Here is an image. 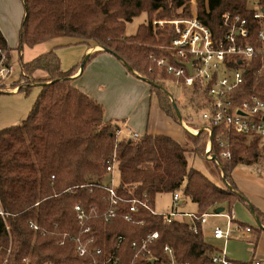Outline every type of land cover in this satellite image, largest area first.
Returning a JSON list of instances; mask_svg holds the SVG:
<instances>
[{
    "label": "trees",
    "instance_id": "16d2710c",
    "mask_svg": "<svg viewBox=\"0 0 264 264\" xmlns=\"http://www.w3.org/2000/svg\"><path fill=\"white\" fill-rule=\"evenodd\" d=\"M21 1L25 13L20 46L71 38L69 45L103 47L151 81L150 94L160 110L181 124L170 96L158 87L168 81L176 83L157 65L160 58L169 55L174 34L166 27L157 38L152 22L189 16L188 0ZM142 14L147 15V22L134 35L126 36L127 23ZM226 16L231 20L240 16L253 25L246 0H198V19L215 41L228 32ZM0 50L10 51L1 30ZM99 53L84 59L83 70ZM82 64L62 71L54 49L22 65L31 77L38 70L49 77L40 80L44 81L41 93L26 120L0 132V212L5 214H0V264H107L110 258L119 264H168L167 247L172 249L176 264H219L214 258L221 252L206 242L199 219L218 208L232 214L237 200L245 203L235 193L238 189L232 173L238 166L264 161V140L214 127L212 155L223 173V185L217 186L189 166L190 150L176 139L148 133L131 139L123 134L124 121L106 120L104 107L73 84ZM249 84L253 87L248 94L264 100V77H251ZM25 87L21 91L27 93L31 85ZM208 91V86L195 85L190 90L191 102H205ZM176 104L178 107L177 100ZM203 110L199 104L198 118L202 119ZM182 121L194 130L205 126L200 127L190 114ZM224 132L230 159L220 155L216 140ZM209 138L201 130L194 140L207 146ZM112 158L119 173L115 206L105 187ZM176 193L197 206L196 232L190 229L192 223L178 219L168 222L165 214L155 211L157 195ZM137 200L147 201L149 209L140 207L131 213L130 207ZM245 205L264 226V214ZM77 206L83 211L81 219ZM153 233H158L157 239H152ZM79 247L86 250L85 256H79Z\"/></svg>",
    "mask_w": 264,
    "mask_h": 264
},
{
    "label": "built area",
    "instance_id": "2783aa9c",
    "mask_svg": "<svg viewBox=\"0 0 264 264\" xmlns=\"http://www.w3.org/2000/svg\"><path fill=\"white\" fill-rule=\"evenodd\" d=\"M249 8L252 9V22L248 19L235 16L232 20L226 16L225 24L228 32L219 40L215 41L211 31L198 19V0H188L190 5V15L172 21H160L154 19L152 28L155 36L159 38L161 31L172 28L174 37L169 46V55L157 61L159 68L164 69L169 75L176 79L177 85L183 84L187 90H192L195 85L208 86V99L203 102L202 120L204 125L200 130H195V135L201 130H205L209 137H213V128H221L226 132H235L248 136H259L264 140V100L258 95L248 94L251 77H264V0H246ZM252 40V41H251ZM254 40V41H253ZM190 64V69H189ZM27 74L22 70H17L11 63L8 51L0 50V93L19 92L25 87ZM24 84L20 85V80ZM247 95L239 100L240 96ZM224 132L216 140L219 143L220 155L225 159L231 158L228 148L227 134ZM192 133V134H194ZM131 139L139 138L136 133H131ZM210 149V147H209ZM206 159L212 160V147L206 153ZM113 161V163H112ZM115 158L108 161V180L105 187L110 192L112 205H117L116 181H115ZM173 206L166 215V220H182L180 217H189L192 223L190 229L197 231L195 215L180 214L178 211L180 194L173 196ZM149 209L147 201H135L130 207V212H137L138 209ZM78 218L81 219L83 211L79 206ZM2 216L5 214L0 212ZM115 210L110 212L113 217ZM209 214H204L199 219V225L206 222ZM229 223L228 228L223 230L216 228L213 237L218 240H229L231 236V217L226 216ZM130 217H127L129 219ZM250 232V228H242ZM242 228V229H241ZM35 229L37 227L35 226ZM158 233L152 234V239H157ZM120 240L122 238H119ZM171 261L168 264H176L171 248H165ZM79 256L86 255V250L78 248ZM99 254L100 251L98 250ZM219 264H241L238 261L229 259L224 252L214 258ZM51 264V263H46ZM107 264H119L117 260L110 258ZM255 264H261L256 261Z\"/></svg>",
    "mask_w": 264,
    "mask_h": 264
},
{
    "label": "crops",
    "instance_id": "0c3cea01",
    "mask_svg": "<svg viewBox=\"0 0 264 264\" xmlns=\"http://www.w3.org/2000/svg\"><path fill=\"white\" fill-rule=\"evenodd\" d=\"M3 34V33H2ZM4 35V34H3ZM5 37V36H4ZM54 41V40H53ZM52 42V41H51ZM48 42V43H51ZM8 44V43H7ZM69 44V43H68ZM79 49L76 52V62L72 63L70 66H78L80 63L84 61L86 57L95 53L96 51H100V53L93 58V62L89 65L91 70H89L86 74V69L78 70V72L73 76L74 78V86H76L79 90L83 91L92 99L101 102L104 106V97L101 95L104 92L108 91V88L111 84H114L112 78L115 76L118 79L123 80L130 87L140 88L142 90V94L140 98L135 101L136 96L132 105L130 106V110L125 113L122 112L121 109L112 112L106 107L105 110V119L114 121L117 118H126L124 120V125L122 127L123 134L127 132V130H133L134 133L139 136L144 134H152V135H166L172 137L179 141L181 144L189 143L186 141L185 136L183 135V130L188 135V130L190 129L193 133L195 130L191 129L186 125L185 122L178 124L168 118L158 107L157 101L151 97L150 94V86L145 83L138 77L132 75L124 64L117 59L112 54L103 51L100 47L90 48L84 44L77 45ZM9 48V47H8ZM10 49V48H9ZM9 58L11 63V53L9 51ZM18 64H21L18 61ZM65 66V65H64ZM67 68V67H65ZM19 70V68H16ZM68 71V68L65 69ZM135 74V73H134ZM38 77V78H36ZM48 74L42 71L35 73L30 79L33 81V85L31 87L41 86L37 84L39 80H47ZM44 82V81H43ZM96 82L97 86L94 85ZM22 91L13 92L12 96H16V99H9L14 102H17V106L13 109H10L7 113L6 118L3 122L6 127L10 128L12 126H18L28 117L31 112L37 97L35 96L29 102L24 96L21 95ZM9 95V94H7ZM137 95V94H136ZM36 98V99H35ZM2 97H0V107L4 106L6 102H4ZM124 100L121 102L122 109L126 106L124 104ZM13 107V106H8ZM189 128V129H188ZM7 129V128H6ZM188 129V130H187ZM195 135V134H194ZM193 135V136H194ZM197 135V134H196ZM190 150L192 148H189ZM209 142L207 143L205 153L201 155L204 157L207 162V166L211 165L212 168L205 169L204 166H194V162L197 159V155L194 156L193 163L191 164L188 159L187 161L190 167H194L197 170L201 171L206 177H208L213 183L217 186H222L221 179L223 178V173L219 169V164L212 162L206 159V153L209 151ZM192 151V150H191ZM193 153V152H192ZM189 154V153H188ZM194 154V153H193ZM200 156V155H199ZM201 160V159H200ZM219 167V168H218ZM233 181L238 189V193L242 195L245 203L240 200H237L232 209V214L227 215L226 213H216L214 210L209 215H215L217 220L228 221L226 216L231 217V236L229 240H218L213 237V232L216 228H221L217 226V224H213L210 228L209 232L204 233L205 240L207 243L213 245L214 242H219L223 246V248H217L220 252H224L226 256L238 262H248L250 260L259 261L261 264H264V231H258V227L255 222V217L252 214L250 208H248L245 204H248L251 208L259 210L264 214V161L261 160L260 163L254 166H238L234 169L232 173ZM173 201V197H172ZM174 202V201H173ZM173 202L172 205L173 206ZM189 201H184L182 196H180L179 208L178 211L180 214H191L195 215L197 212V206L192 203L195 210L188 211L185 209L186 205ZM172 209V208H171ZM225 211V210H224ZM170 212V210H169ZM209 215L206 218V222L201 226L204 230L208 225ZM182 220L186 222H190L191 218L185 216L180 217ZM227 223V224H228ZM224 224V223H223ZM240 224L246 225V228L252 229L250 232L245 231L244 229L240 230L238 226ZM208 228V227H207ZM205 231V230H204ZM216 247L215 245H213ZM239 259V260H237ZM243 260V261H241Z\"/></svg>",
    "mask_w": 264,
    "mask_h": 264
},
{
    "label": "rangeland",
    "instance_id": "374dc122",
    "mask_svg": "<svg viewBox=\"0 0 264 264\" xmlns=\"http://www.w3.org/2000/svg\"><path fill=\"white\" fill-rule=\"evenodd\" d=\"M24 6L21 0H0V30L4 34L6 41L8 43V47L10 48V53H11V64L15 68H19L20 71L23 70L22 65L23 64H28L35 59L39 58L41 55L46 54L47 52H50L51 50L55 49V52L60 58L61 62V68L62 71H66L65 69L68 68V70L72 69L74 66L72 63L76 62V52L79 49L77 45H69L72 41L71 38H61V39H55L51 43H41L35 46H28V45H23L20 46V41H19V31L21 28L22 20L24 18ZM147 22V15L142 14L139 17H136L135 19L132 20V22L127 23L126 25V36H132L137 32V29L139 26L143 23ZM99 47V46H97ZM18 61L21 62V64H18ZM93 62V60L89 61V63L85 67V71L87 75V72L91 70L90 64ZM80 63L79 65H81ZM65 65V66H64ZM90 65V66H89ZM67 67V68H65ZM81 68V67H80ZM42 71L38 70L37 72ZM43 72V71H42ZM34 73V74H35ZM27 74V73H26ZM28 78H25V86H30L33 85V81L30 75H28ZM38 78V77H36ZM114 84H111L108 88V91L104 92L101 94L104 99V106L101 102H98L100 105L104 107L106 110L108 109L112 112L117 111L121 109L122 112L127 113L130 110V106L132 105L134 98L136 96L135 101H137L141 94L142 90L140 88H134L130 87L128 84L123 82V80L118 79L116 76L112 78ZM24 84V80H20V85ZM37 84H43L40 80L38 81ZM95 86H97L96 82L94 83ZM25 87V88H26ZM162 88L166 90L168 93L174 97L175 100L179 102L178 108L180 111V114L183 118H186L187 115L190 114L195 120L200 123V127L204 124V121L201 118H198L196 115V109H198L199 104H203L201 101H193L191 102L190 100V91L187 90V88L181 84L177 85L174 82H165L162 84ZM8 88L5 89L6 92H1L0 97L5 100L6 104L2 107H0V132L3 131L4 129L8 128L4 126V123H1L5 120L7 113L9 112L10 109H13L15 106H17V102H14L9 99H16V96H12L13 92L7 91ZM83 92V91H82ZM41 93V86L37 87H31L29 91L26 93L25 91H22L21 95L24 96L29 102L34 98L35 96L39 95ZM9 94V95H7ZM137 94V95H136ZM36 99V98H35ZM124 100L125 108L122 109L121 102ZM8 106H13L12 108ZM126 118H117L115 120L117 121H124ZM190 122L194 123V119H190ZM20 125V124H19ZM187 125V123H186ZM14 127V126H12ZM189 127V126H188ZM191 128V127H190ZM194 130V128H191ZM188 130V129H187ZM131 133H134L133 130H127V132L124 134L125 136H130ZM195 134V133H194ZM192 134V131L188 130V135L187 133L183 130V135L185 136V139L189 143H185L189 148H192L189 152L188 159L191 161L190 163H193V160L195 159L193 155H197L198 158L194 162V166H204L205 169L212 168L211 165L207 166V162L205 161L204 157H201L205 153L206 146L204 145V142L202 141H195L194 138L199 135ZM194 135V136H193ZM194 154H193V153ZM200 155V156H199ZM260 163V162H259ZM108 178V176H107ZM106 178L105 183H108L109 180ZM115 181L118 183L119 181V173L118 171L115 170ZM172 194H159L155 198V211L158 213H169V210L171 211L172 208ZM188 204L186 205L185 209L188 211H194L195 208L192 205L191 202H187ZM231 215L228 210L224 211V214ZM215 215H209V218L207 219V222L209 221L208 225L205 227V231L203 230L204 233L207 231L209 232L210 228L213 226V224H217V226L221 227V229L226 230L228 228V222L226 221L223 222V220H217L215 219ZM224 223V224H223ZM208 227V228H207ZM216 247L215 248H223L219 242H214ZM239 260V259H237ZM243 261V260H241Z\"/></svg>",
    "mask_w": 264,
    "mask_h": 264
},
{
    "label": "water",
    "instance_id": "95a60500",
    "mask_svg": "<svg viewBox=\"0 0 264 264\" xmlns=\"http://www.w3.org/2000/svg\"><path fill=\"white\" fill-rule=\"evenodd\" d=\"M102 50H105L103 47H100ZM123 64H124V66L127 68V70L128 71H130V72H133V73H135L140 79H142V81H144L145 83H147V84H149V85H151L152 83H151V81H149L148 79H146V78H143V77H141L140 75H138L136 72H134L133 70H132V68L126 63V62H123L122 60H120ZM84 64H85V62L82 64V66H81V68H80V70L82 71L83 70V68H84ZM189 69H190V64H189ZM190 73H191V69H190ZM161 90H164L161 86H158ZM169 96H170V98H171V100H172V103H173V105L175 106V109H176V113H177V115H178V117H179V119H180V122L181 123H183V121H182V116H181V114H180V111L178 110V107H177V104H176V100L174 99V97H172V95L170 94V93H168L166 90H164ZM209 147H210V149H211V147H212V138L210 137L209 138ZM212 161L213 162H215V163H218V160L214 157V156H212ZM236 193V195L238 196V197H240V198H244L242 195H240L238 192H235ZM224 212V208H218V209H216V213H223ZM251 212H252V214L254 215V217H255V222H256V225H257V227L259 228V229H261V230H263L264 231V226L261 224V222H260V220L256 217V215H255V213H254V210H251Z\"/></svg>",
    "mask_w": 264,
    "mask_h": 264
},
{
    "label": "bare ground",
    "instance_id": "6f19581e",
    "mask_svg": "<svg viewBox=\"0 0 264 264\" xmlns=\"http://www.w3.org/2000/svg\"><path fill=\"white\" fill-rule=\"evenodd\" d=\"M189 129V128H188ZM190 130V129H189ZM191 131V130H190ZM193 133V132H192Z\"/></svg>",
    "mask_w": 264,
    "mask_h": 264
}]
</instances>
